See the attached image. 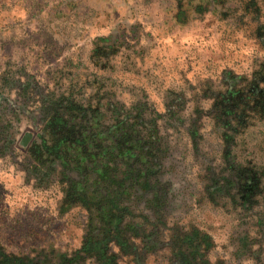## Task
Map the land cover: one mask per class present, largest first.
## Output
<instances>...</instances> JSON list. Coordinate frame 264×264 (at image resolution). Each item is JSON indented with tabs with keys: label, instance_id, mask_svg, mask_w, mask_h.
Returning <instances> with one entry per match:
<instances>
[{
	"label": "rangeland",
	"instance_id": "obj_1",
	"mask_svg": "<svg viewBox=\"0 0 264 264\" xmlns=\"http://www.w3.org/2000/svg\"><path fill=\"white\" fill-rule=\"evenodd\" d=\"M40 141L66 186L14 190L6 251L54 219L0 264H264V0H0V190Z\"/></svg>",
	"mask_w": 264,
	"mask_h": 264
},
{
	"label": "trees",
	"instance_id": "obj_2",
	"mask_svg": "<svg viewBox=\"0 0 264 264\" xmlns=\"http://www.w3.org/2000/svg\"><path fill=\"white\" fill-rule=\"evenodd\" d=\"M119 106L120 109H125L123 107L122 104L117 105ZM10 111L8 113H17V111H13L12 109H9ZM6 115V113H4ZM59 114V115H58ZM57 115L59 116L58 120L61 121H67V117L64 118L62 117V113H57ZM127 116V115H126ZM5 119V118H4ZM109 119H111V116L108 118V120H105L103 118H99L96 122V124L98 123L99 125H101V127H99V129H92L90 130L88 133H85V135H80V137H75L76 140H79V143L77 144L78 146H85V144L87 145V143L89 142L86 138L87 136H91V137H95L96 139H98V144L100 145V149L101 150H105V153L108 155H115V148L114 143L113 145L107 144V145H101L100 142V138L102 141H106L108 137H110L115 143L117 141V126H114V129H108L112 126V123L109 122ZM125 119H123V121H121L122 123H124ZM51 133V132H50ZM55 133V132H54ZM75 139H71V140H75ZM90 143V142H89ZM49 145H45L44 142L40 141L38 143H35V145L33 146V150H35L34 154H36L37 152H39V154L36 155H31L30 158L26 157L27 161H28V166L25 168H16L15 166H13V169H17L16 170V175H18V184L16 185V189H13L12 187H5L6 189L4 190H0V220H3L4 217H8V221H11L9 224L7 222H3L2 225H0V248L2 250L3 253L5 254H9V255H13V256H19V254H22V252H24L25 250V246L28 247H32V248H36L37 246H39L40 242L43 240V238H45V230L49 229L47 223L49 222L48 220H53V207H50V210H48V212L50 214L43 216L40 220L41 224H36L35 227H37V229L35 230H31L29 235L30 238H27L24 236L23 241L24 243H20L19 247H14L17 249H8V251H6V247L4 246V241H2V236L3 234H8V235H15L16 231L18 232V230H20V227L22 225V222L25 221L26 216L24 215L22 217V219L20 218V216L18 215V213H20V209L21 206H19V202L18 200L15 201H10L12 200L11 197L13 196V192L14 190H17L16 193L14 194V196L18 195V199L21 200L20 195L22 196V199L25 200V194L27 195H31L32 197H36L38 196L39 201L42 202V199L44 200H48V197H44L45 195L49 196L50 198H52V196H55L59 191H64L65 189V181L64 178H60L58 179V177H56L54 174L55 171V167H53V165H51V162H54L53 159H51L49 162V158H47V154H45L43 152V148H48ZM51 147V146H50ZM49 147V148H50ZM52 148V147H51ZM88 148H90L88 146ZM48 153V152H47ZM41 156L43 159L42 160ZM17 163L21 164L22 162L16 161ZM46 163H48L47 165H45ZM240 163H237V165ZM50 165V166H49ZM230 165L237 170H240V167H237V165L230 163ZM62 168H65L64 166H62ZM261 169H264V164L262 163H257L254 168L248 170L249 174L252 176H249V174H247L246 176V181L245 183H248L247 186L250 189L248 192V205L251 206L252 204H256V201L254 197H259L258 194V178L260 177V173L258 174L257 171H260ZM254 170V171H252ZM61 175L63 174V171L59 172ZM240 176H242L241 173H239ZM7 179V178H6ZM64 181V182H63ZM252 181V183L250 184V182ZM3 181L0 180V185H5L7 184V182L2 183ZM9 183V180H8ZM6 201H10V204L8 205L7 208H5L4 206V202ZM25 204V203H24ZM17 206V207H16ZM38 213V211H36ZM24 214V211H23ZM264 218L260 217L258 220V224L259 226L262 227V222H263ZM264 223V222H263ZM46 224V225H45ZM18 228V229H17ZM41 233L44 234V236L41 235ZM24 235V233H22ZM244 239H246V237H244ZM32 241L34 242L33 245L31 244ZM12 242H14V244H18L17 242H15V239H12ZM26 243L28 245H26ZM9 251L11 253H9ZM7 252V253H6Z\"/></svg>",
	"mask_w": 264,
	"mask_h": 264
},
{
	"label": "water",
	"instance_id": "obj_3",
	"mask_svg": "<svg viewBox=\"0 0 264 264\" xmlns=\"http://www.w3.org/2000/svg\"><path fill=\"white\" fill-rule=\"evenodd\" d=\"M30 137V134L29 133H26L23 137V140H22V145H25L27 143V140L28 138Z\"/></svg>",
	"mask_w": 264,
	"mask_h": 264
},
{
	"label": "flooded vegetation",
	"instance_id": "obj_4",
	"mask_svg": "<svg viewBox=\"0 0 264 264\" xmlns=\"http://www.w3.org/2000/svg\"><path fill=\"white\" fill-rule=\"evenodd\" d=\"M8 111H9V110H8ZM5 113H6V112H5ZM3 114H4V112H3ZM242 176H243L244 178H246L247 175L244 174V175H242ZM249 176H251V175H249ZM251 177H252V176H251ZM245 184H246V183H245ZM247 184H248V183H247ZM247 184H246V187H247L246 190H247V189L250 190V189L248 188ZM250 184H251V183H250ZM244 187H245V186H244Z\"/></svg>",
	"mask_w": 264,
	"mask_h": 264
}]
</instances>
